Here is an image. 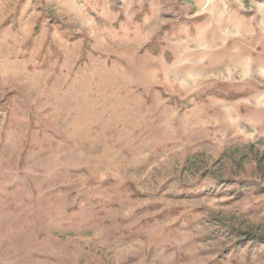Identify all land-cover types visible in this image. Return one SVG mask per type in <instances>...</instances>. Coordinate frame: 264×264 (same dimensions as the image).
I'll return each mask as SVG.
<instances>
[{
    "label": "rangeland",
    "instance_id": "rangeland-1",
    "mask_svg": "<svg viewBox=\"0 0 264 264\" xmlns=\"http://www.w3.org/2000/svg\"><path fill=\"white\" fill-rule=\"evenodd\" d=\"M0 264H264V0H0Z\"/></svg>",
    "mask_w": 264,
    "mask_h": 264
}]
</instances>
